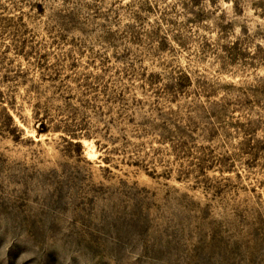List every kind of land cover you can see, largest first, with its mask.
Returning a JSON list of instances; mask_svg holds the SVG:
<instances>
[{
	"label": "rangeland",
	"instance_id": "obj_1",
	"mask_svg": "<svg viewBox=\"0 0 264 264\" xmlns=\"http://www.w3.org/2000/svg\"><path fill=\"white\" fill-rule=\"evenodd\" d=\"M0 264H264V0H0Z\"/></svg>",
	"mask_w": 264,
	"mask_h": 264
}]
</instances>
